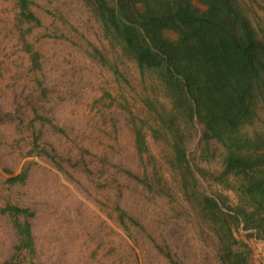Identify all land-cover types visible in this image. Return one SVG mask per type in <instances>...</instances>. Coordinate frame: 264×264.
<instances>
[{
    "label": "trees",
    "instance_id": "obj_1",
    "mask_svg": "<svg viewBox=\"0 0 264 264\" xmlns=\"http://www.w3.org/2000/svg\"><path fill=\"white\" fill-rule=\"evenodd\" d=\"M79 1L99 25L107 45L100 47L91 41L80 45L78 50L96 66L93 70L102 75L104 83L97 82V74L88 75L85 62L74 59L72 48L79 42L71 34V28L75 31L77 28L63 10L59 7L47 10L52 20L46 24L36 11L41 5L38 0H12L11 28L18 31V43L28 61L22 75L28 79L23 83L26 87L33 84L23 101L30 103L34 111L29 120L33 143L37 145L43 140L46 124H51L52 131L61 136H68L69 129H74L71 124L79 121V114L73 112L71 124L61 120L56 123V116L51 117L38 104L48 92L47 65L64 56L59 51L47 56L41 45L46 40L55 45L65 44L72 56L66 62L73 64L68 73L66 70L63 73V77L69 78L71 99L80 102L78 107L98 108L101 116L112 122L114 130L118 120L107 116L116 113L113 106L127 112L136 149V158L130 161L133 165L120 158L116 163L108 152L93 153L89 146L74 138L81 165L86 166V155L102 159L98 176L105 181L103 188L108 184L119 188L117 191L130 188L132 185H124L122 181L127 179L144 201L173 198L172 191L177 189L190 208L177 202L172 207V218L191 217L199 233L212 238L222 264H240L231 245L234 227L242 225L248 235L264 240V19L255 22L251 15L254 10L244 0ZM66 26L71 28L65 30ZM39 29L44 31L36 32ZM120 59L138 69L141 82L138 111L130 98L119 99L111 89L113 85H105L111 83L104 76L109 71L114 84L120 85L123 80L131 87ZM90 86L91 92L86 94ZM94 90L96 94L92 93ZM88 122L91 118L86 117L85 123ZM149 136L163 144L164 163L152 152ZM217 151L221 169L213 170L210 159ZM39 153L64 172L65 162L72 160L71 154L66 159L55 147ZM203 159L208 160V167L201 164ZM107 164L117 169L111 171ZM30 168L29 163L25 164L8 181L25 182ZM166 173H171L172 179ZM213 184L222 190H234L236 204L222 190L213 191ZM136 195L130 204L119 201L117 196H111L108 204L109 216L136 243L135 264H188L182 256L185 251L175 238V225L180 221L173 224L155 220L154 229L133 211L140 200ZM0 213L11 218L17 236L14 253L6 264H23L24 255L34 257L37 252L32 227L36 212L8 203L0 206ZM160 223L167 226L160 229ZM112 248L115 262L117 246ZM153 254L156 259L151 257Z\"/></svg>",
    "mask_w": 264,
    "mask_h": 264
},
{
    "label": "rangeland",
    "instance_id": "obj_2",
    "mask_svg": "<svg viewBox=\"0 0 264 264\" xmlns=\"http://www.w3.org/2000/svg\"><path fill=\"white\" fill-rule=\"evenodd\" d=\"M38 1L41 5L36 7V11L46 24L52 20L47 10L59 7L76 26L77 31L69 26L64 28L65 30L71 28V34L79 42V45L72 48L75 50L74 59L81 63L85 62L86 68H89L88 75H96L97 73L93 70L96 66H93L92 61L83 58L80 54L81 49H78L80 45H86L91 41L100 47L106 46L107 42L102 36L99 25L87 13L82 2L79 0ZM244 1H247L248 7L254 10L251 15L255 22L262 21L264 0ZM13 18L12 0H0V206L14 203L30 207L36 212L32 218V227L37 252L34 257L24 255L23 264H116L115 262L121 259L120 264H135L133 250L136 243L130 239L125 228L116 222L115 218L109 216L108 204L111 202L109 201L111 196L114 198L117 196L119 201L129 204L136 194L137 200L142 196L135 191V185L129 183L127 179L122 181L124 185H132L130 188L126 186L117 191L119 188L110 184L103 188L105 181L98 176L99 168L103 167L102 159L86 155V166L81 165V161L78 160L80 150L75 147L73 140L75 138L81 145L89 146L91 152H96L98 155L101 152H108L116 163L120 158L125 164H131L130 161L136 158V149L134 137L127 122L128 113L121 111L116 105L112 107L116 113L107 116L112 115L117 118V130H114L112 122L106 121L98 108L90 110L85 109L84 105L78 107L80 102L76 103L71 99L69 78L67 75L63 77L64 71L68 73L67 69L71 70L73 66L66 62L72 56L67 52L65 44L55 45L46 40L41 47L47 56H53L55 51L63 53L64 56L59 57V61H50L47 65L45 84L48 92L46 96H41L38 104L51 117L56 116L54 120L56 123L61 120V123L67 121L69 124L73 119L71 116L73 112L79 114V121L70 123L74 129L72 127L69 129L68 136H61L52 131L51 124H46L43 140L35 145L32 130L29 128V120L34 116V111L30 103L23 102L32 91L33 84H30L31 87H26L23 83L28 79L22 76L26 72L28 61L18 43V31L11 28ZM38 31L44 30H36ZM119 62L123 72L131 80V87L123 80L120 85L114 84L112 72L109 71H105L104 76L110 78L111 83L105 85L110 87L113 85L111 89L119 99L121 96L130 98L133 108L138 111L141 104L139 96L141 82L138 69L128 61L120 59ZM96 80L98 83L105 82L102 75L98 74ZM91 89L92 86L86 89L85 93H90ZM92 93L96 94V91ZM21 117L23 119L20 120ZM86 117L91 118L89 124L85 123ZM149 141L151 150L156 154L158 161L164 163L166 156L162 152L163 144L156 142L150 136ZM52 147L57 148V151L66 159L68 154H71L72 160L65 162L67 171L60 170L46 155L39 153L44 148ZM219 159V151H217L216 156L210 159L213 170L221 169ZM27 163L31 168L26 181L9 182L7 178L21 172ZM201 164L209 166L206 159H203ZM107 165L111 167V171L117 169L111 164ZM166 177L172 179L171 173H166ZM211 188L213 191L222 190L217 184H213ZM222 191L230 197L232 204H236L237 197L234 190ZM172 192L173 198L157 197L150 201L140 199L137 208L133 211L140 214L146 223L155 227L154 229L157 223L155 220L161 222L164 219L173 224L180 221L175 225L177 228L175 238L176 243L185 251L182 256L188 264H222L213 247L212 238L208 235L202 236L191 217L182 220H178L177 217L172 218V207L177 202L184 203L186 208L190 205L181 199L177 189ZM166 226L161 224L158 228L164 229ZM16 242L17 236L11 218L0 213V264H6V260L12 258ZM231 242L240 264H264V240L248 235V231L242 225L234 227ZM115 245L119 261L113 262L114 248L112 247ZM151 257L156 259L155 254ZM146 261H149V257Z\"/></svg>",
    "mask_w": 264,
    "mask_h": 264
}]
</instances>
